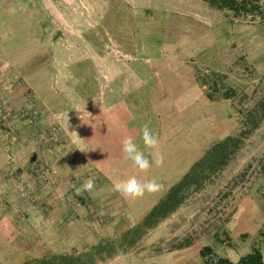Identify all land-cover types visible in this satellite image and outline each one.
<instances>
[{
    "label": "crops",
    "instance_id": "1",
    "mask_svg": "<svg viewBox=\"0 0 264 264\" xmlns=\"http://www.w3.org/2000/svg\"><path fill=\"white\" fill-rule=\"evenodd\" d=\"M49 1L0 0V79L8 75L10 65L16 64L27 84L31 81L45 84L48 44L61 36L58 30L48 29V22L57 19ZM189 2H195L201 13L179 14L202 23L206 34L195 36L183 31L181 36L163 45L162 60L143 61L144 72L133 66L136 61H130L128 65L136 76V88L130 91L123 90L125 83L120 81L118 89L117 84L109 83L106 92L83 96L60 93L53 100L55 106L50 108L43 93L18 98L2 93L0 88V106L6 107L0 112L1 263L21 264L63 254L76 247L85 251L109 238L120 237L145 218L210 146L232 136L228 134L232 130L227 127L232 101H210L196 81L194 63L190 59L203 54V61L216 60V66L211 64L207 66L209 69L216 72L228 69L235 59L231 47L220 46V41L225 39L230 44L236 31L233 25L223 22V14L210 10L201 1ZM145 7L152 8L148 4L139 8ZM18 19L30 21V26L31 22L38 23L37 32L28 31L23 35L32 39L34 57H39L37 68L32 66L34 57L16 56L20 51L9 42V37L16 36L14 25ZM254 29H250V64L256 68L255 53L264 50V27ZM5 37L8 39L3 44ZM41 57L45 60L41 61ZM1 82L2 79L0 87H6L7 78L3 85ZM30 101L44 105V109L37 111L34 126H28L16 109L19 102L23 105ZM136 119L140 120V125ZM145 126L159 137V151L164 158L162 166L153 163L147 173L140 172L121 151V140L131 135L145 155L153 159L142 141L141 130ZM129 177L141 181L155 179L162 185L161 190L135 200L112 191L114 183ZM90 178L95 182L91 193L82 188ZM262 187L264 183H260L256 191ZM21 188L31 190L38 203L46 200L43 204L47 205L49 198L59 199V203L40 206V212L35 201L34 205L20 201ZM104 200L106 204L98 205V201ZM176 213L150 230L148 236L162 234L170 224L176 226L172 223ZM17 218L20 225L14 223ZM193 248L174 249L169 253L173 259L168 262H189L201 250L190 253ZM161 258V255L157 257V261ZM121 262L115 258L109 264Z\"/></svg>",
    "mask_w": 264,
    "mask_h": 264
},
{
    "label": "rangeland",
    "instance_id": "2",
    "mask_svg": "<svg viewBox=\"0 0 264 264\" xmlns=\"http://www.w3.org/2000/svg\"><path fill=\"white\" fill-rule=\"evenodd\" d=\"M189 1L191 0H50L57 19L48 22V29L58 30L61 36L52 44H48L50 52L46 55L49 66L44 82L46 85H40L38 81L27 84L22 71L14 64L9 66L7 77L1 78L2 85L7 78L6 87H0L1 91L18 98L43 93L48 98L46 104L48 102L50 108L55 106L53 100H56L55 96L60 93L66 96L71 94L83 96L92 94L91 92L96 89L101 93L108 90L109 83L117 84L118 89L120 81L123 85L125 83L121 88L130 91L136 88V76L128 64L130 61H137L140 56H133L126 50L137 54L142 49H136L130 31L132 28L127 21L134 17L135 12H138V17L143 16L139 7L148 4L155 9L166 8L172 11L171 32L183 29L188 34L204 36L207 31L202 23L179 14L182 12L188 14L190 11L201 13L200 7ZM226 20L224 18L223 22L227 23ZM227 24L233 25L236 34L230 44L222 39L220 46L231 47L233 54L230 53L228 57L232 54L235 62L228 69L218 73L227 78L224 85L238 92L232 101L231 117L227 120V127L232 130L228 131V134L238 136L247 127L246 113L262 111L259 104L264 100V50L256 51L257 60L253 63L255 68L250 64V29L255 27L261 30L264 23H260L258 18L248 17ZM29 26L30 21L29 23L19 19L15 21L16 36L9 37V42L20 51L16 56L31 55L32 58L35 56V49L31 48L34 47L31 45L32 39L23 35L28 31L31 34L34 33L33 30L37 32L38 23L31 22L30 28ZM7 39L5 37L2 43L5 44ZM202 56L204 55L191 57L194 72L196 69L204 75L214 72L207 66L211 64L216 66V60L215 64L212 60L203 61ZM36 57L32 61V66L37 68L39 57ZM41 59L43 61L45 57ZM218 87L222 91L226 89L221 83ZM19 104L16 109H19L20 115L28 126H34L37 111L42 107L44 109V105L31 101ZM5 110L6 107L0 106V112ZM136 120L140 125V120ZM260 183H264V120L252 135L244 139L241 148L219 175L207 182L201 191L190 193L186 203L174 215L172 223L177 227L170 224L166 231L155 236H148L150 232L148 231L134 248L118 249L113 258L98 261L96 264H109L115 258L123 261L121 264H139L142 261L143 264H170L168 261H172L173 258L169 253L186 243L194 247L190 253L209 246L218 256L228 258L233 263H237L242 256L250 253L254 246L259 247L264 255V187L256 191ZM18 196L23 203L34 205L32 203L35 201L39 211L40 206L51 207L59 203L57 201L59 199L56 198H49L47 205L43 204L46 200L38 203L32 191L24 188L19 190ZM105 200L98 201V205L106 204ZM19 222L20 218L14 221L16 225H20ZM118 239L119 237L109 238V241L117 242ZM81 250L79 247L70 248L63 254H77L83 252ZM160 255L162 260L157 261ZM0 260L3 261L1 256ZM16 263L18 262L7 264ZM185 264L204 263L200 255H197Z\"/></svg>",
    "mask_w": 264,
    "mask_h": 264
},
{
    "label": "trees",
    "instance_id": "3",
    "mask_svg": "<svg viewBox=\"0 0 264 264\" xmlns=\"http://www.w3.org/2000/svg\"><path fill=\"white\" fill-rule=\"evenodd\" d=\"M203 2L210 10L223 14L227 23H233L242 18H258L264 23V0H198ZM143 13L138 17L137 13L127 23L131 25V34L135 47L139 53L127 51L131 55L142 56L137 59L133 66L138 67L139 72H144V60L147 58L161 59V49L164 44L170 43L177 36L183 34L178 30L173 33L170 30L172 12L157 8H142ZM171 13V14H170ZM173 15V14H172ZM178 18V17H177ZM182 23V21H181ZM173 33V34H172ZM132 51V50H131ZM196 81L206 97L210 101L231 100L234 101L238 92L232 87L224 85L225 75L214 71L204 75L198 69L195 71ZM226 88L222 91L218 84ZM91 93H97V89ZM245 98V97H244ZM259 107L262 111H249L246 113L247 127L238 136H228L225 139L210 146L204 155L196 161L189 171L171 186L165 195L153 206L145 218L133 228L123 233L118 243L114 241H103L92 248L74 254H53L42 259H31L21 264H96L98 261L111 259L118 249H132L148 233L160 223L176 213L187 201L190 193L201 191L207 182L219 175L231 162L234 155L243 145L244 139L252 135L264 120V100ZM79 200H83L78 197ZM117 244V245H116ZM186 243L179 248L188 247ZM204 264H264L263 254L259 247L251 248L250 253L242 256L237 263L231 262L228 258L220 257L211 247H203L199 252Z\"/></svg>",
    "mask_w": 264,
    "mask_h": 264
},
{
    "label": "clouds",
    "instance_id": "4",
    "mask_svg": "<svg viewBox=\"0 0 264 264\" xmlns=\"http://www.w3.org/2000/svg\"><path fill=\"white\" fill-rule=\"evenodd\" d=\"M142 141L144 149L148 151L149 155L153 157L152 160L145 155L135 138L131 135H126L121 140V151L123 156L130 160L133 165L143 173H147L155 163L156 166H162L164 162L163 155L159 151L160 140L159 137L154 134L147 126L142 128ZM162 185L155 179L141 181L136 177H129L119 180L112 186V191L119 193L123 198L129 200H135L142 198L145 194H154L161 190ZM84 191L92 192L95 188V182L93 179H88L83 185Z\"/></svg>",
    "mask_w": 264,
    "mask_h": 264
}]
</instances>
